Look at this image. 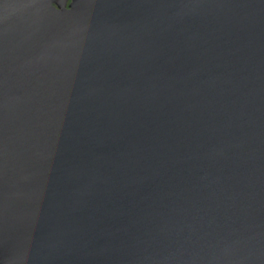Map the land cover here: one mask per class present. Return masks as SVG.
I'll use <instances>...</instances> for the list:
<instances>
[{"label":"water","instance_id":"1","mask_svg":"<svg viewBox=\"0 0 264 264\" xmlns=\"http://www.w3.org/2000/svg\"><path fill=\"white\" fill-rule=\"evenodd\" d=\"M0 264H264V0H0Z\"/></svg>","mask_w":264,"mask_h":264}]
</instances>
